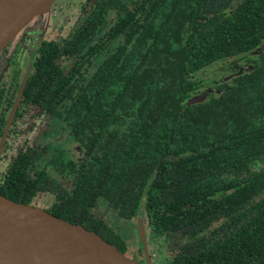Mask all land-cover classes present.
I'll return each mask as SVG.
<instances>
[{"label":"trees","instance_id":"obj_1","mask_svg":"<svg viewBox=\"0 0 264 264\" xmlns=\"http://www.w3.org/2000/svg\"><path fill=\"white\" fill-rule=\"evenodd\" d=\"M263 40L264 0H95L62 40L41 42L21 93L62 116L85 155L68 162L64 186L34 166L39 151L18 152L0 194L120 252L123 238L97 208L132 220L146 195L168 264H264V48L251 68L187 101L199 87L192 72ZM61 57L73 59L66 74Z\"/></svg>","mask_w":264,"mask_h":264},{"label":"rangeland","instance_id":"obj_2","mask_svg":"<svg viewBox=\"0 0 264 264\" xmlns=\"http://www.w3.org/2000/svg\"><path fill=\"white\" fill-rule=\"evenodd\" d=\"M91 0H54L47 12L35 16L32 21L26 24L13 37L8 49L13 48L14 43L20 35L26 36L28 40L23 41L22 49L17 50L16 57L13 58L14 66L20 65V72L17 80L24 72V69L30 64L36 44L45 38L59 40L67 32H69L75 24L83 16L88 8ZM115 15L111 11L107 15V23L110 24ZM101 34V33H100ZM24 47V48H23ZM264 48V40L254 50L244 55H235L232 57L219 58L202 68L192 72L190 79L199 83V87L195 93L191 94L187 101L200 100L214 93L213 86L221 81L229 80L233 75L245 69L251 68L249 59L256 56L261 49ZM72 60L62 58L58 61L63 69H67ZM3 61H0V71ZM5 75V74H4ZM3 75V76H4ZM6 75H8L6 73ZM63 106L60 108V111ZM31 112V109L30 111ZM29 112L22 111V115L18 117L16 126L22 132L20 134L11 133L8 136L9 145L3 152V159L0 164V169L3 168L7 157L12 152V149H18L22 145L23 139L28 141L34 147H42L48 145V149L44 152L37 161L39 168H45L54 179L62 184H67L71 178L66 170L63 173L56 172L48 163V159L54 154L59 155L63 162L66 163L69 159L78 163L82 153L76 149V145L68 134V126L66 123L56 117L37 114L29 115ZM34 113V112H33ZM29 128L28 126L31 125ZM14 151V150H13ZM147 197L142 199L136 219L124 220L122 218L112 217L111 212L104 205H100L97 211L105 215L110 222L116 226L118 233L122 236L124 245L127 250L125 255L130 259L139 261L141 264H168L173 252L165 248L162 237L153 233L150 228L149 215L146 214L144 207L146 206ZM150 202V201H149ZM150 204V203H149ZM160 215L158 220L164 224L166 217L164 208L159 209Z\"/></svg>","mask_w":264,"mask_h":264},{"label":"water","instance_id":"obj_3","mask_svg":"<svg viewBox=\"0 0 264 264\" xmlns=\"http://www.w3.org/2000/svg\"><path fill=\"white\" fill-rule=\"evenodd\" d=\"M53 1L0 0V51L32 18L47 12ZM25 80L26 76L17 98ZM0 264L139 263L93 231L0 194Z\"/></svg>","mask_w":264,"mask_h":264},{"label":"flooded vegetation","instance_id":"obj_4","mask_svg":"<svg viewBox=\"0 0 264 264\" xmlns=\"http://www.w3.org/2000/svg\"><path fill=\"white\" fill-rule=\"evenodd\" d=\"M94 2H95V0H91L90 1V3L88 4V8L84 12V14L80 18V20L75 24V26L69 32H67L59 40H57V39H51V38H45V39L40 40L36 44V47L34 49L33 58L31 60L30 64H28L26 66V68L24 69V72L22 73V75L20 77V81L17 80V77H18L19 72H20V65L19 66H14L13 58L16 57L18 48L19 49H22L21 45H22L23 41H25V39L28 40V38H26V36H24V35H20V37H18L17 40H16V42L14 43L13 48H11L9 50L8 49V45H10L11 41L13 40V38H12L8 42V44L0 51V61H3L2 68H1V71H0V164H1L2 159L4 158L3 157V152L7 149L8 145H9L8 136L11 133H14V134H17L18 135V134H20L22 132L20 129H18L17 127H15L16 126V121L18 120V117H20L22 115V111L29 112L30 109H31V112H29V115L34 116V115H37V114H46V115H50V116L56 117V118L64 121L66 123V125L68 126V134L72 138V134H71V130H70V125L64 119H62V116H57V115H53V114L47 113V112L41 110L35 104H32V103H23L21 101V94L17 98V93H18V90H19V87H20V85L22 83L23 78L25 76L27 78V75L30 72V69H31L32 62H33L34 58L38 55V49H39V46H40L41 42H43V41L59 42L60 40H62L65 36H67L81 22V20L84 18V16L86 15L87 11L90 10V8H91V6L93 5ZM31 21H32V19H31ZM62 58H68V57H61L59 59H56V62L58 63V61L60 59H62ZM69 59L72 60V62H71L70 66L67 69H63L62 66H60V64L58 63V65L63 69V72L65 74L69 71V69L71 68V66L73 64V59H71V58H69ZM6 73L8 75H6ZM21 93H22V91H21ZM61 107L62 106H60V108ZM60 108H59V111H60ZM60 112L62 114V110ZM30 126H32V124L29 125L28 128ZM72 140H73V138H72ZM22 142H24V143H22V145L20 147H18V149H15V148L12 149V152L9 154V156H6L8 159L4 163L3 168L0 169V183L2 181V177L5 174L8 166L12 163V161L16 157L17 153L18 152H24L27 148H32V149H35V150H37V151L40 152L39 157L34 161V166L38 170L39 169H44L45 172L54 179V177L51 174H49L45 168H39L37 166V161L40 159L41 155L44 152H46V150L48 149V145H44L42 147H34L33 145H30L28 143V141H26L25 139H23ZM73 142L76 145V149H78L79 152L82 153V156H81L80 160L78 161V163H76L73 160L69 159L66 163H64L63 160H62V158L59 155H54L53 154L48 159V163L52 166V168L56 172L63 173V170H66L68 174H71L68 171V162L69 161H72L77 166L80 163V161L83 158V156L85 155L84 148L81 147L80 145L76 144V142L74 140H73ZM57 159H59L60 162L59 161H56ZM57 167H59L62 170L59 171ZM70 181H71V178H70V180H69V182L67 184H62V183H59L57 181H56V183H58L60 185H64V186L67 185L68 186L70 184ZM34 206H36V205H34ZM37 206L38 207H41L39 205H37ZM134 219H136V216H135ZM109 224L112 227H116L113 224V222H110L109 221ZM125 250H127V248H125ZM124 251L122 253L125 255ZM137 262L139 264H141L139 261H137Z\"/></svg>","mask_w":264,"mask_h":264}]
</instances>
